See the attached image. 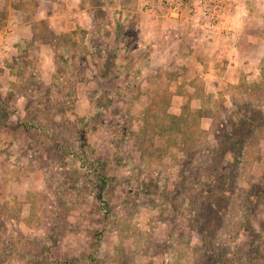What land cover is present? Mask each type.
Instances as JSON below:
<instances>
[{
    "label": "rangeland",
    "instance_id": "1",
    "mask_svg": "<svg viewBox=\"0 0 264 264\" xmlns=\"http://www.w3.org/2000/svg\"><path fill=\"white\" fill-rule=\"evenodd\" d=\"M223 2L0 0V264H264V125L199 176L264 103V0Z\"/></svg>",
    "mask_w": 264,
    "mask_h": 264
},
{
    "label": "trees",
    "instance_id": "2",
    "mask_svg": "<svg viewBox=\"0 0 264 264\" xmlns=\"http://www.w3.org/2000/svg\"><path fill=\"white\" fill-rule=\"evenodd\" d=\"M247 103H249V102H247ZM249 104H251V103H249ZM262 104H263L262 107L258 106L256 104H253L255 106L253 108L258 109L257 113H258V117L260 116V119L263 118L262 115L264 112V103L262 102ZM230 118H232V120L231 119L229 120L228 125L231 127V131L229 130L228 133H223V135L218 136V140L220 142V143L218 142V147H221V148L219 150H217L216 152L214 150V152L211 154V157H209V158H211L210 160H212V159H216L215 161L218 160L217 164H219V165H215V166H213L212 169L209 170L208 167L206 166V164L204 163V162L208 161L209 159L204 155V162L202 164V167L200 168L201 171L199 173L200 178L206 179V178L211 177L214 180L215 177L217 176V174H219L218 172L221 171V169H223V168L228 169L229 166H227V165H229V163L232 162L231 160L233 157H235L236 166L234 165L232 167H237L236 171H235V176L237 177L238 173L240 172L239 171L240 166L238 165V164H240L239 160H242V157H243V152H242L243 147L242 146H245L246 143L249 142V140L252 138V137H250L252 134L251 132L253 130H255L257 125H262V126L264 125V118H263V120H260L256 117V115H255V117H250L248 115L244 116V115H242V113H237L234 108H232ZM226 145H227V148H226ZM238 145H241V146H239V149L240 148L241 149L239 150L237 156H235L234 151L238 149V148H236ZM222 147L224 149H222ZM230 156H233V157L231 158ZM219 160H221V162ZM206 172H208V173H206ZM232 174H234V173H232ZM97 176L100 179V181H102V184H103L100 191H99V198L102 200L104 185L106 184L107 180H106L105 176L102 174H98ZM234 195H236V194H234ZM235 200H236L235 196H234V198L232 197V199L230 200V204H232V202H234ZM102 204H103L102 206L106 205L104 199L102 200ZM260 259L263 260V263H264V253H263V255H261Z\"/></svg>",
    "mask_w": 264,
    "mask_h": 264
},
{
    "label": "built area",
    "instance_id": "3",
    "mask_svg": "<svg viewBox=\"0 0 264 264\" xmlns=\"http://www.w3.org/2000/svg\"><path fill=\"white\" fill-rule=\"evenodd\" d=\"M208 0H196L195 9L192 8L191 12L193 13L194 10L198 7L199 12L193 13L190 15L189 19H185L186 22L192 25H201L210 23H221L224 19V2L223 0H214L213 5L217 9V12H220V15H213L210 16L208 14L207 4ZM158 5V12L160 13V18H168L172 21H181V13H180V0H157Z\"/></svg>",
    "mask_w": 264,
    "mask_h": 264
}]
</instances>
